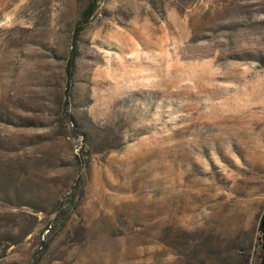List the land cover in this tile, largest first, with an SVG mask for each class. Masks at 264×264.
I'll return each mask as SVG.
<instances>
[{
    "label": "rangeland",
    "instance_id": "1",
    "mask_svg": "<svg viewBox=\"0 0 264 264\" xmlns=\"http://www.w3.org/2000/svg\"><path fill=\"white\" fill-rule=\"evenodd\" d=\"M0 0V264H261L264 0Z\"/></svg>",
    "mask_w": 264,
    "mask_h": 264
},
{
    "label": "trees",
    "instance_id": "2",
    "mask_svg": "<svg viewBox=\"0 0 264 264\" xmlns=\"http://www.w3.org/2000/svg\"><path fill=\"white\" fill-rule=\"evenodd\" d=\"M100 0H88V4L86 9L84 10L82 17L80 21L78 22V30H82L91 20V18L94 16ZM259 232H260V239L263 244L264 249V213L260 219L259 223ZM261 264H264V256H263V262Z\"/></svg>",
    "mask_w": 264,
    "mask_h": 264
}]
</instances>
